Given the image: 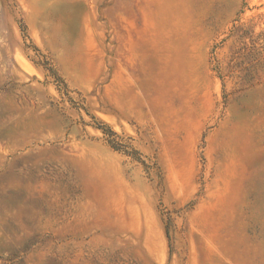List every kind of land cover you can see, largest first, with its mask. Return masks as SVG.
I'll return each mask as SVG.
<instances>
[{"label": "rangeland", "instance_id": "1", "mask_svg": "<svg viewBox=\"0 0 264 264\" xmlns=\"http://www.w3.org/2000/svg\"><path fill=\"white\" fill-rule=\"evenodd\" d=\"M0 264H264V0H0Z\"/></svg>", "mask_w": 264, "mask_h": 264}]
</instances>
